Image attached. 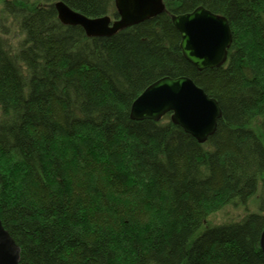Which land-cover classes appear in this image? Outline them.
Returning a JSON list of instances; mask_svg holds the SVG:
<instances>
[{"label":"trees","instance_id":"1","mask_svg":"<svg viewBox=\"0 0 264 264\" xmlns=\"http://www.w3.org/2000/svg\"><path fill=\"white\" fill-rule=\"evenodd\" d=\"M56 1L0 7V216L20 264H264V0H164L103 37L62 23ZM63 1L119 17L116 0ZM201 5L233 34L225 65L204 70L171 20ZM182 75L222 107L205 143L171 113L131 118L149 84Z\"/></svg>","mask_w":264,"mask_h":264},{"label":"water","instance_id":"2","mask_svg":"<svg viewBox=\"0 0 264 264\" xmlns=\"http://www.w3.org/2000/svg\"><path fill=\"white\" fill-rule=\"evenodd\" d=\"M55 7L65 25L82 26L89 37L112 36L119 30L144 22L163 13L164 0H116L119 17L106 14L89 17L63 0ZM172 20L181 33V48L186 59L198 70L225 64L233 43L229 19L203 5L188 13L173 14ZM131 118L160 120L171 113V120L205 143L217 131L222 107L217 99L190 77L164 76L149 84L131 105ZM264 250V231L261 235ZM21 248L3 226L0 216V264H20Z\"/></svg>","mask_w":264,"mask_h":264},{"label":"rangeland","instance_id":"3","mask_svg":"<svg viewBox=\"0 0 264 264\" xmlns=\"http://www.w3.org/2000/svg\"><path fill=\"white\" fill-rule=\"evenodd\" d=\"M0 7L1 0H0ZM258 205L255 199L250 201L249 203V209H247L245 206L243 207H236L234 205L228 206L224 209H221V211L215 212L210 215V223L211 224H220L221 222L231 220L232 218L240 219L243 217V215L248 211H256L258 210Z\"/></svg>","mask_w":264,"mask_h":264},{"label":"bare ground","instance_id":"4","mask_svg":"<svg viewBox=\"0 0 264 264\" xmlns=\"http://www.w3.org/2000/svg\"><path fill=\"white\" fill-rule=\"evenodd\" d=\"M165 7H166V6H165ZM165 11H166V10H165ZM165 11H164V12H165ZM164 12H163V13H164ZM161 14H162V13H161ZM174 14H176V13H174ZM158 15H159V14H158ZM172 15H173V14H172ZM155 17H156V16H155ZM171 20H172V16H171ZM225 63H226V61H225ZM224 65H225V64H224ZM185 76H186V75H185ZM211 97H212V96H211ZM213 98H214V97H213ZM215 99H217V98H215Z\"/></svg>","mask_w":264,"mask_h":264}]
</instances>
